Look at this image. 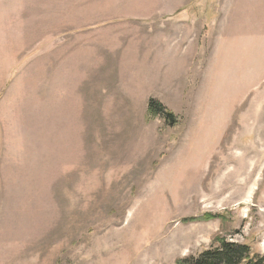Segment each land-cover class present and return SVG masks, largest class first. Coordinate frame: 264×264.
<instances>
[{
    "label": "rangeland",
    "instance_id": "1",
    "mask_svg": "<svg viewBox=\"0 0 264 264\" xmlns=\"http://www.w3.org/2000/svg\"><path fill=\"white\" fill-rule=\"evenodd\" d=\"M186 23L206 117L103 93L139 62L116 40ZM218 236L264 257V0H0V264H174Z\"/></svg>",
    "mask_w": 264,
    "mask_h": 264
},
{
    "label": "crops",
    "instance_id": "2",
    "mask_svg": "<svg viewBox=\"0 0 264 264\" xmlns=\"http://www.w3.org/2000/svg\"><path fill=\"white\" fill-rule=\"evenodd\" d=\"M172 17L190 18L191 16L175 14ZM155 27L143 25L139 32L140 36L114 42L113 50L119 63L126 59L128 51L127 59L132 62L134 49H136V60L139 62L134 69H131V81L125 79L122 81L123 76L119 73L114 85L115 89L104 90L103 93L124 95L123 100L129 103L140 102L141 109L135 111L143 117L148 113L149 101L151 99L158 101L178 119L177 125L182 124L189 128L193 123L189 119L201 114H204L203 117L207 116L205 111L208 108L200 94L213 91L212 83L217 69L215 71L211 60L209 59L208 62L206 59L207 45L205 41L204 46L201 45L202 37L197 39L196 25L175 24L172 31L156 30ZM109 51L112 52L110 49ZM139 59L144 60L143 65ZM227 59V55L225 58L221 57V64L223 65L224 61L226 63ZM220 68L219 78H222L224 67ZM232 75L233 73L230 76ZM115 99L119 101L120 97ZM200 106L204 109L200 110ZM124 112V116H135L134 108H126Z\"/></svg>",
    "mask_w": 264,
    "mask_h": 264
},
{
    "label": "trees",
    "instance_id": "3",
    "mask_svg": "<svg viewBox=\"0 0 264 264\" xmlns=\"http://www.w3.org/2000/svg\"><path fill=\"white\" fill-rule=\"evenodd\" d=\"M148 114L152 117H162L170 126H175L178 119L171 111L161 103L150 100L148 103ZM220 220L225 222L222 215L205 214L202 217L184 219V223L198 221ZM174 264H264V257L253 252L250 246L238 242L229 241L222 237H216L212 246L199 253L178 259Z\"/></svg>",
    "mask_w": 264,
    "mask_h": 264
}]
</instances>
